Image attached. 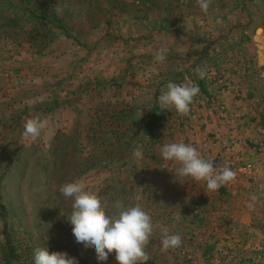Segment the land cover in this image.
<instances>
[{
  "label": "rangeland",
  "instance_id": "rangeland-1",
  "mask_svg": "<svg viewBox=\"0 0 264 264\" xmlns=\"http://www.w3.org/2000/svg\"><path fill=\"white\" fill-rule=\"evenodd\" d=\"M161 51L165 60L157 62ZM168 82L200 91L188 114L164 110L144 133ZM221 95L245 100L248 113L227 111L231 123H221ZM263 113L264 0H210L206 12L198 0H0V264H32L37 246L64 251L76 264H118L114 252L98 262L75 241L61 214L71 199L59 192L74 180L106 212L120 200L152 217L143 264H264L257 188L264 170L255 181L209 191L204 181L174 175L179 165L160 155L163 144L196 147ZM34 118L46 127L25 139L24 123ZM240 201L248 204L245 237ZM165 228L181 235L179 247L162 250Z\"/></svg>",
  "mask_w": 264,
  "mask_h": 264
},
{
  "label": "clouds",
  "instance_id": "clouds-1",
  "mask_svg": "<svg viewBox=\"0 0 264 264\" xmlns=\"http://www.w3.org/2000/svg\"><path fill=\"white\" fill-rule=\"evenodd\" d=\"M209 3L210 0H198L199 7L205 12L209 8ZM60 11V8L56 9L57 13ZM154 59L163 62L165 55L161 51ZM197 75L203 79L206 72L197 69ZM199 91L196 84L168 82L166 90L158 97V104L162 111L174 109L177 114L186 115ZM45 127L44 121L28 119L24 123L22 135L25 139L35 140ZM160 155L163 159L179 165L174 175L204 181L205 187L210 191L218 190L236 175L227 165L222 168L215 167L213 161L204 158L192 144L184 142L163 144ZM59 192L63 197L71 199L70 211L61 214L70 224L75 241L84 248L93 250L98 262L107 261L113 252L118 264H143L149 259L145 249L155 226L152 217L140 204L127 206L117 200L113 204L114 211L106 212L99 196L90 191L82 180L62 184ZM176 219L179 220V216ZM181 244L179 233H171L166 228L162 230V250L177 248ZM32 264H76V261L64 251L50 252L47 246H37L32 252Z\"/></svg>",
  "mask_w": 264,
  "mask_h": 264
},
{
  "label": "built area",
  "instance_id": "built-area-1",
  "mask_svg": "<svg viewBox=\"0 0 264 264\" xmlns=\"http://www.w3.org/2000/svg\"><path fill=\"white\" fill-rule=\"evenodd\" d=\"M215 110L221 123L230 125L231 118L226 107L217 104ZM201 123L209 125L210 120L204 118ZM256 131L264 134V127L257 126ZM211 135L206 136L196 148L204 158L211 159L215 167L222 168L227 165L236 173L235 178L224 185L248 180L255 181L259 169L264 170V142L248 140L239 128L232 126H228L225 132H213ZM257 188L262 194L264 193V180L257 184Z\"/></svg>",
  "mask_w": 264,
  "mask_h": 264
},
{
  "label": "crops",
  "instance_id": "crops-1",
  "mask_svg": "<svg viewBox=\"0 0 264 264\" xmlns=\"http://www.w3.org/2000/svg\"><path fill=\"white\" fill-rule=\"evenodd\" d=\"M191 50H192V48H191ZM220 98L222 99V102L226 104V109L230 114L237 113L239 115L240 114L244 115L245 112H247L246 107L244 106L245 100L239 101L235 104V102H232V100H229L228 98L224 97L223 95H221ZM225 99H228V100H225ZM240 104H242V107L240 106ZM239 106H240V108H239ZM209 113H210L211 117L213 118V114L211 112H209L208 110L204 109V112L202 111V114H204V115H208ZM240 116H239V118H240ZM251 119L252 120H249L248 117H245V116L242 119L240 118L239 123L241 126L240 130H241L242 135L246 139H255V140L264 142V134H259L258 132L255 131V128H257L256 126L264 125V113L262 114V116L258 115L257 118H251ZM210 127H213V125ZM152 187L154 188V185ZM156 187H158V186H155V188ZM228 188H229V186H228ZM258 198L260 199V200H258L259 208H260L261 207L260 205L264 204V202H263L264 200L260 197H258ZM239 203H241V205H239ZM239 203L237 204L239 211L237 213L236 220L238 221L239 226L242 228V229H240L242 236L245 237V236H249V234L245 235V233L250 228V224H249V222H247V216L248 215L245 213V210H246L245 207L246 206L243 207V205H247V207H248V204L245 202L242 203L241 201ZM253 226L256 227L257 225L253 224ZM251 228H253V227H251ZM256 231H258V230L256 229ZM256 233L254 235H256ZM255 242H256V240H255ZM145 250H146V252H148L147 245H146Z\"/></svg>",
  "mask_w": 264,
  "mask_h": 264
},
{
  "label": "trees",
  "instance_id": "trees-1",
  "mask_svg": "<svg viewBox=\"0 0 264 264\" xmlns=\"http://www.w3.org/2000/svg\"><path fill=\"white\" fill-rule=\"evenodd\" d=\"M163 111L158 104L150 109L143 126L144 133H152L159 126V121L163 118Z\"/></svg>",
  "mask_w": 264,
  "mask_h": 264
}]
</instances>
